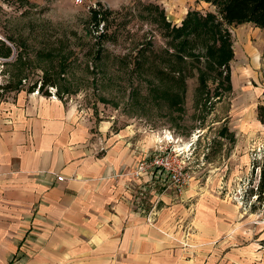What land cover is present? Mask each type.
Returning a JSON list of instances; mask_svg holds the SVG:
<instances>
[{"label":"rangeland","instance_id":"obj_1","mask_svg":"<svg viewBox=\"0 0 264 264\" xmlns=\"http://www.w3.org/2000/svg\"><path fill=\"white\" fill-rule=\"evenodd\" d=\"M104 1L99 21L72 0H0V85L11 86L0 115L51 77L55 86L39 95L53 93L96 134L107 125L108 135L132 138L152 156L157 137L172 132L169 142L193 173L182 191L192 198L187 207L197 214L198 204L213 205L218 220L208 232L191 214L195 226L177 230L182 264H264V190H257L264 174V31L225 25L234 59L220 77L207 68L201 44L194 47L200 64L180 62L163 20L181 26L192 11L218 15L212 4Z\"/></svg>","mask_w":264,"mask_h":264},{"label":"crops","instance_id":"obj_2","mask_svg":"<svg viewBox=\"0 0 264 264\" xmlns=\"http://www.w3.org/2000/svg\"><path fill=\"white\" fill-rule=\"evenodd\" d=\"M107 133L50 96L3 107L0 264H182L174 235L193 228L192 198L130 175L148 150ZM214 211L198 204L197 226L214 231Z\"/></svg>","mask_w":264,"mask_h":264},{"label":"trees","instance_id":"obj_3","mask_svg":"<svg viewBox=\"0 0 264 264\" xmlns=\"http://www.w3.org/2000/svg\"><path fill=\"white\" fill-rule=\"evenodd\" d=\"M198 1H204L215 6L218 15L213 13L203 15L200 12L192 11L187 14L181 26L172 25L170 22H167L165 17L163 18L164 25L170 41L175 44L176 55L180 62H185L187 59H190L200 64L201 56L194 52V47H198L201 44L205 50L207 68L218 71L219 76L222 77L224 72L221 70L223 68H230V63L234 59L231 35L225 29V25L231 26L251 23L264 31V0ZM93 13L101 21L103 17L100 14V10H95ZM103 32L104 29L102 28L101 36H103ZM199 71L201 83L206 86V74L202 70ZM225 79L230 85V77L225 76ZM38 85L41 92L45 86H55V83L53 78L45 77L40 84H34L29 89V92L35 91ZM10 89L11 86L9 84L0 85V98L2 97V93L10 91ZM257 190L260 194L263 193L264 174L261 175Z\"/></svg>","mask_w":264,"mask_h":264},{"label":"built area","instance_id":"obj_4","mask_svg":"<svg viewBox=\"0 0 264 264\" xmlns=\"http://www.w3.org/2000/svg\"><path fill=\"white\" fill-rule=\"evenodd\" d=\"M74 6L82 7L89 12L100 10L103 6L104 0H72ZM53 89V88H52ZM34 95H39L37 89ZM55 99L53 93L49 95ZM174 140L172 132L167 131L162 136L157 137L155 142V154L140 160L133 172L130 174L136 179L155 177L163 178L170 187L182 192L187 188L193 180V173L188 165L187 159L183 158L176 147L169 141ZM100 151V149H99ZM102 151V148H101ZM59 182L64 181V177L56 176ZM149 223L152 225L151 220Z\"/></svg>","mask_w":264,"mask_h":264}]
</instances>
